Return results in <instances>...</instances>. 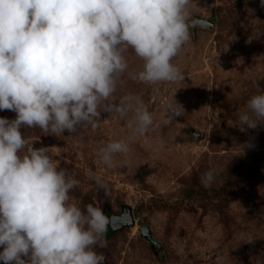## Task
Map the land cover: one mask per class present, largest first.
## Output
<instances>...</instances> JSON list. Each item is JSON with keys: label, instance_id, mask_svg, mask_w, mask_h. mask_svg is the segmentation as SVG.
Segmentation results:
<instances>
[{"label": "rangeland", "instance_id": "obj_1", "mask_svg": "<svg viewBox=\"0 0 264 264\" xmlns=\"http://www.w3.org/2000/svg\"><path fill=\"white\" fill-rule=\"evenodd\" d=\"M197 17L213 27L194 32ZM187 23L190 39L172 60L183 80L137 82L128 73L143 61L131 49L126 54L129 69L112 99L138 96L159 127L129 142V153L118 157L122 165L107 169L98 156L108 142L131 135L116 113L102 112L97 127L60 137L22 129L28 143L50 148L58 166L79 181L72 203H92L107 217L131 209L135 225L116 232L109 226L106 246L97 248L105 264H264V120L256 129L235 126L248 99L264 92V6L190 0ZM177 104L183 115L165 125L170 106L182 111ZM0 117L16 113L3 110ZM209 170L217 179L206 188L201 177Z\"/></svg>", "mask_w": 264, "mask_h": 264}, {"label": "clouds", "instance_id": "obj_2", "mask_svg": "<svg viewBox=\"0 0 264 264\" xmlns=\"http://www.w3.org/2000/svg\"><path fill=\"white\" fill-rule=\"evenodd\" d=\"M189 11L190 0H0V111L16 113L0 117L4 264H105L97 248L106 246L109 217L92 203L71 202L79 181L58 166L50 148L28 143L22 129L60 137L97 127L102 112L116 113L131 135L108 142L98 156L107 169L125 163L118 157L129 153V142L159 127L138 96L112 99L129 69L126 54L131 49L143 61L128 73L137 82L183 80L172 60L190 39ZM180 115L183 109L170 106L163 123ZM238 120L240 128L260 125L264 92L248 99ZM216 179L209 170L201 183L207 188Z\"/></svg>", "mask_w": 264, "mask_h": 264}, {"label": "water", "instance_id": "obj_3", "mask_svg": "<svg viewBox=\"0 0 264 264\" xmlns=\"http://www.w3.org/2000/svg\"><path fill=\"white\" fill-rule=\"evenodd\" d=\"M191 25L193 27V31L196 32L199 26L203 28H212L214 23L212 20L197 17L191 23ZM109 219L111 232H116L117 230H121L124 227H130L135 225V219L130 208L124 209L123 213L120 216L111 215ZM141 234L146 239L150 241L152 240L151 232L148 227H142Z\"/></svg>", "mask_w": 264, "mask_h": 264}, {"label": "trees", "instance_id": "obj_4", "mask_svg": "<svg viewBox=\"0 0 264 264\" xmlns=\"http://www.w3.org/2000/svg\"><path fill=\"white\" fill-rule=\"evenodd\" d=\"M109 218H110V216H108ZM109 226H110V224H109ZM110 229V228H109Z\"/></svg>", "mask_w": 264, "mask_h": 264}]
</instances>
